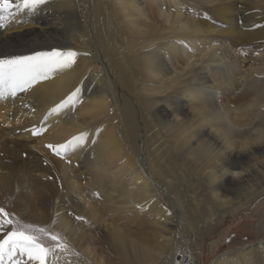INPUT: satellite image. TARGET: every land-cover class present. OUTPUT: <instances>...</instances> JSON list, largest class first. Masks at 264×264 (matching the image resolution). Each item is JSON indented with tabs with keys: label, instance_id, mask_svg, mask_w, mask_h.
Instances as JSON below:
<instances>
[{
	"label": "bare ground",
	"instance_id": "bare-ground-1",
	"mask_svg": "<svg viewBox=\"0 0 264 264\" xmlns=\"http://www.w3.org/2000/svg\"><path fill=\"white\" fill-rule=\"evenodd\" d=\"M16 2L12 0L14 16L24 17L23 25L30 27L31 34L46 37L58 28L59 24L53 23L48 14L53 4L50 0L35 11L18 8L15 5L19 2ZM161 2L147 0L155 19L167 24L163 30L157 27L163 31L159 38L154 35L156 30L147 24L143 8L140 7L141 10L133 0H60L70 15L64 17L62 25L75 40L65 39L62 48L80 53L76 64L51 75L34 89L21 92L19 98L0 90L3 124H7L8 119L12 123L21 122L25 117L45 114L39 119L47 127L39 143L59 144L87 133V144L67 154L80 169H70L63 164L69 185L75 188L70 212L65 210L59 217L61 230L75 233V245L86 253L85 259L70 258L71 253L64 256L74 260H69L71 264H111L106 245L96 246L92 243L94 237L98 243L106 242L115 247L121 264H155L177 248V237L180 243L193 249V237L187 236H194L195 229L188 230L186 235L182 229L175 231L172 227L183 219L173 194L195 192L188 185L189 179L193 183L200 180L204 185L202 189L211 190L215 213L221 212L223 216L235 215L256 199H264V0H204L208 6L196 3L198 7L190 10L199 16L197 20L180 12L182 0H167L168 4L175 5L173 11H164ZM35 25L40 27L37 29ZM13 27L19 28L21 24ZM147 33H153L154 38L137 46L131 42L132 35L142 38ZM201 38L225 43L230 50L239 49L240 55L237 53L228 62L222 60L220 52L211 51L207 55L201 48L204 43H195ZM158 40L167 47L165 56L171 55L183 64L181 70L187 69L179 96L151 97L162 92L152 81L156 78L161 81L160 75L168 72L172 77H167L169 85L166 86L170 87L173 76L180 73L168 68L161 48L150 47ZM141 49L146 54H136ZM257 52L261 55L255 57ZM252 56L253 66L241 75L239 69ZM197 57H208L211 65L195 68L192 58ZM138 63L145 78L150 79L151 88L142 86L135 68ZM205 69L213 75L212 79ZM241 85L243 94L235 95ZM77 88L80 89L78 98L56 113L50 111ZM225 94L229 96L226 108L234 111L232 116L217 100ZM167 99L172 100L170 110L158 105ZM23 105L33 106L36 112L28 113ZM183 112L187 118L184 126L178 120ZM253 117L257 120L252 130L238 129L252 124ZM100 121H104L103 124H99ZM81 169L90 174L89 183L80 179L84 177ZM230 173L238 174L239 180L227 179ZM4 174L0 180L6 183L5 190H8V173ZM86 189L102 193L104 200L100 205L85 199ZM230 193L234 197L229 196ZM40 203L38 201V210ZM118 203L132 222L139 226L152 224L151 235L143 240L132 237L129 228L116 227L113 217L111 221L103 218L105 211H116L114 206ZM79 212L92 221L91 225L105 223L104 236L97 235L94 226L74 224ZM196 218L192 220L194 223L198 222ZM127 248L132 249L133 258ZM16 260H21V264L26 261L17 255L11 261L5 259L3 264H15ZM167 261L164 259L160 264ZM212 264H264V240L239 249L235 256L232 253L221 255Z\"/></svg>",
	"mask_w": 264,
	"mask_h": 264
},
{
	"label": "rangeland",
	"instance_id": "rangeland-1",
	"mask_svg": "<svg viewBox=\"0 0 264 264\" xmlns=\"http://www.w3.org/2000/svg\"><path fill=\"white\" fill-rule=\"evenodd\" d=\"M50 1L53 4L51 7L49 6V8L52 10H48V14L51 15L53 23L59 24V26L55 31L48 33L46 37L41 35L36 36L30 33V27L23 25V23H26L24 17L22 15H19L17 18L14 16L12 11L14 8V3H12V6L7 10L0 9V37H2L0 38V55H28L34 51L49 50L52 47L62 48L65 39H71L72 42H75L71 36L67 35V27L62 25L65 24L64 17H70L69 13L67 14L64 6L60 4V0ZM163 1L165 2L163 3ZM239 1L246 2L251 0ZM18 2L19 0H17L16 3ZM133 2H135V5H139V8H143V10L141 8L140 9L145 14L144 18H146V22H148L147 24L150 23V26L156 30V33H154L155 37H162L163 31L160 29H162V27L164 29L167 24L162 19H155L154 14L152 13L151 9H149L147 0H133ZM166 2L167 0H162V9H171V11H173L175 9V5L173 3L168 4V2ZM196 3L205 6L209 5L204 2V0H182L180 12L194 20H197L199 16L194 15L193 11H190L198 7ZM60 17H62L63 20L58 21ZM120 23H122V18ZM16 24H21V27H13ZM39 27L40 25H35V28L38 29ZM157 27L160 29L158 30ZM80 29L81 26L77 28L78 31ZM5 36L10 37L6 38ZM151 38H154L153 33H147L142 38L132 35L131 42L137 46L140 42ZM195 41L197 44L201 42L204 43L201 45V48H204L203 51L205 54L208 55V53L211 51H217V53L220 52L219 55H221L223 58L222 60L226 62L234 59L235 55L239 53V49L235 48L234 50L236 52L233 53L234 50H230V47H228L227 44L219 42L212 43L211 40L208 41V38H201ZM221 46L224 47L222 48ZM150 47L161 48L162 50L160 51L162 52L165 61L168 64V68L170 70L176 69V71L180 73L173 76L174 78L171 80L170 87L166 86L169 85L167 83L169 81L167 80V77H172V74H168V72L166 74H161V81L156 78L154 81H152V84L157 85V88L162 90V92L151 96L148 94V90L146 94L155 98L164 97L168 94H174L175 96L181 95L182 93L179 89L183 86L182 81L185 79L184 74L187 69L185 68L181 70L183 64L180 61L174 60L171 55L165 56L164 52L166 51L167 47L162 41L158 40L157 43L152 44ZM136 54H146V52L141 49L137 51ZM259 55H261V53L257 52L255 57ZM132 56H135V54H132ZM136 60H140V58L136 57ZM192 60L195 68L198 66H206L208 64L211 65V60L208 57H197L195 60L192 58ZM252 63H254L253 56L248 57L245 60L246 65H244L242 68L240 67L241 69H239L241 75L251 68ZM135 68L138 71L142 86L145 85L146 87L151 88L152 85L150 83V79L145 78V72H143V69L140 68L139 63L135 66ZM205 70L206 75L212 79L211 77L213 75L209 74L207 69ZM243 90L244 86L241 85L234 94L240 96L243 94ZM20 93L21 92H18L16 95L11 96L19 98ZM180 98L185 100V97ZM228 98V94H225L224 97L222 95H220L219 98L217 97V100L220 102L221 107H225L227 114L232 116L234 111L229 110L225 105ZM171 102V99L162 100L160 103H158V105L164 106L170 110L173 105ZM175 103H177V100ZM23 107L27 109L28 113L36 112V108H33V106L23 105ZM43 115L45 114H42V116L39 115L37 117L31 116V118L25 117V119L22 120L23 122L17 121L12 123L10 119H8L9 121L6 120L7 124H3L0 121V177L2 178V176L5 175L4 173L7 172L8 175H6V177L8 178L10 186L8 187V190H5L6 183L0 180V207H4L6 210L14 212L21 223L35 224L38 227H43L46 230L52 231L54 234L59 235L61 237L62 243L66 245V249L57 250L54 257L50 255L48 257L47 264H66L67 261V264H71L70 261L72 262L74 260L69 258L65 259L64 256L67 257L68 254L71 253L72 256H70V258L77 256L79 258L85 259L86 253L82 249H78L75 245L73 241L74 238L77 237L75 233L66 231V229L61 230L62 226L59 217L65 210L68 211V213L70 212L69 209H71V205L73 204V196H71V194L74 195L73 188H75L74 186L69 185L70 182L67 179L63 167L67 165L70 169L73 167L76 170H79L80 168H77L71 161L72 159L67 157V155L65 156L64 154L63 156L61 155L62 159L64 158V162L61 163L60 155H56L51 149L47 147L49 143H39L40 140L43 139L47 128H45L44 123L39 121L40 118L42 119ZM26 118L28 121H25ZM253 119L252 124L238 127V129L252 130L253 128L251 127L257 118L253 117ZM178 120L183 126L186 125L187 118L184 117V112L179 115ZM104 121H100L99 124H103ZM34 129L40 132V135H34ZM81 170L82 174H84V177L82 178L80 176V179H82L83 182L87 181L89 183L88 176H90V174L86 171V169ZM228 178L239 180L240 176L235 173H230L229 176H227V179ZM200 182L201 181L199 180L193 183L189 179L188 185L195 192L182 191L173 194V197H175L174 200L180 205L179 208L183 214V219L181 221L179 220L177 225H172L175 231L182 229L186 235L188 230L191 231L192 228L195 229L194 236L188 235L187 238L193 237V250L197 255L198 264H212L221 255L232 253L235 256L239 249L252 247L253 245H257L259 242H263L264 199H256L247 207L241 208L235 215L223 216L221 212L217 214L215 213L217 211L214 207L215 203L212 192L211 190L205 191L202 189L204 185ZM252 182L253 180L249 183ZM247 186L248 185L246 184L245 187ZM241 193H243V191ZM76 195L77 194L75 193V196ZM83 195L85 196V199H88L91 202H96L98 205H100V203L104 200V198H102L104 197L102 193L94 189H86ZM229 196L234 197L232 193H230ZM38 201H41L40 210L37 209ZM168 204L170 205L171 203ZM114 209H116V211H105L103 218L106 217L107 219L109 218L108 220H110L111 217H113L116 227L129 228L132 237H139L141 240H143L145 237L151 235L154 227L152 224L144 223L143 225L139 226L137 223L132 222L129 218L125 217L127 213L124 212L122 205L119 203L114 206ZM76 215L77 216L75 218L74 224L83 223L91 225L92 221L88 219L84 213L79 212ZM78 217H83V219H78ZM193 218H196L198 222L194 223V221H192ZM185 220L187 221L186 223ZM103 225L105 226V223L101 222L99 225V222H96L91 225V228L94 226L93 229L97 235L99 233L104 236L105 231H102L104 230ZM2 237L3 233H0V238ZM94 238L92 243H95L96 246L100 247L106 245V254L107 257H109L108 259L110 260L111 264H121L119 263L118 258H116L117 256L115 253L118 251L115 247L106 242L98 243L96 238ZM176 239L178 242H180L179 237ZM127 251L133 258L132 249L127 248ZM170 254L172 253H169L167 256H162V258L155 264H160L161 261H164V259L168 260V256ZM24 260H26L25 257H23V261Z\"/></svg>",
	"mask_w": 264,
	"mask_h": 264
},
{
	"label": "snow or ice",
	"instance_id": "snow-or-ice-1",
	"mask_svg": "<svg viewBox=\"0 0 264 264\" xmlns=\"http://www.w3.org/2000/svg\"><path fill=\"white\" fill-rule=\"evenodd\" d=\"M46 4V0H19L16 7L35 11L39 6ZM12 6V0H0V9L7 10ZM80 53L72 48L52 47L49 50L34 51L28 55H0V90H7L11 95L18 92H27L35 85L47 80L51 75L72 68ZM77 88L60 104L50 111L56 113L65 105L79 97ZM34 135L40 132L33 130ZM88 142L87 133L73 136L59 144H49L47 147L56 155L66 156L70 151L83 147ZM83 219V217H78ZM0 264L5 259L12 260L19 255L27 257L24 264L36 261L38 264H47L48 257L55 256L57 250H65L61 237L43 227L31 223H21L14 212L0 207ZM15 264H21L16 260Z\"/></svg>",
	"mask_w": 264,
	"mask_h": 264
},
{
	"label": "built area",
	"instance_id": "built-area-1",
	"mask_svg": "<svg viewBox=\"0 0 264 264\" xmlns=\"http://www.w3.org/2000/svg\"><path fill=\"white\" fill-rule=\"evenodd\" d=\"M166 264H198L197 255L184 242H179Z\"/></svg>",
	"mask_w": 264,
	"mask_h": 264
}]
</instances>
